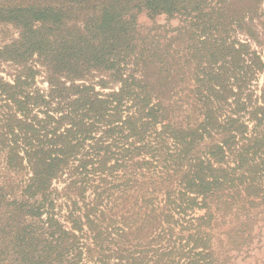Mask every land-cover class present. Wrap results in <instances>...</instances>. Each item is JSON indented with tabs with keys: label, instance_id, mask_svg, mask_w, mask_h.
Here are the masks:
<instances>
[{
	"label": "trees",
	"instance_id": "trees-1",
	"mask_svg": "<svg viewBox=\"0 0 264 264\" xmlns=\"http://www.w3.org/2000/svg\"><path fill=\"white\" fill-rule=\"evenodd\" d=\"M263 20L264 0H0V264H234L264 227Z\"/></svg>",
	"mask_w": 264,
	"mask_h": 264
},
{
	"label": "rangeland",
	"instance_id": "rangeland-1",
	"mask_svg": "<svg viewBox=\"0 0 264 264\" xmlns=\"http://www.w3.org/2000/svg\"><path fill=\"white\" fill-rule=\"evenodd\" d=\"M264 21V20H263ZM138 22L143 27H151L153 23L155 25H169L172 28H176L179 25V18H168L166 15L157 16L154 20H151L146 16L145 13H141L138 16ZM264 24L260 26L263 28ZM264 31V29H261ZM6 34H10L11 32L8 30H4ZM262 55L264 56V46L261 48ZM261 82V80H260ZM38 84L41 87L46 85L45 82H40L38 80ZM219 232V231H218ZM214 246L219 248V246H223V248L227 249V238L223 234H215L214 238ZM248 246V247H247ZM243 246L240 251L232 250L230 253L235 256L233 259L234 264H264V227L261 230V233L257 236V238H251V242L249 245Z\"/></svg>",
	"mask_w": 264,
	"mask_h": 264
}]
</instances>
